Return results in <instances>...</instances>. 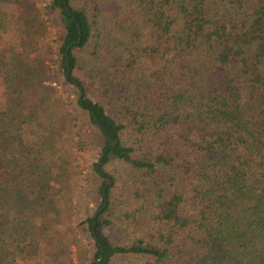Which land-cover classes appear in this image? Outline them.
<instances>
[{
	"label": "trees",
	"instance_id": "1",
	"mask_svg": "<svg viewBox=\"0 0 264 264\" xmlns=\"http://www.w3.org/2000/svg\"><path fill=\"white\" fill-rule=\"evenodd\" d=\"M55 75L104 140L88 264H264V0H0V264H75Z\"/></svg>",
	"mask_w": 264,
	"mask_h": 264
},
{
	"label": "rangeland",
	"instance_id": "2",
	"mask_svg": "<svg viewBox=\"0 0 264 264\" xmlns=\"http://www.w3.org/2000/svg\"><path fill=\"white\" fill-rule=\"evenodd\" d=\"M33 1L36 2L39 8L44 9L51 0ZM53 20H47L46 38L43 40L44 44L40 49L43 59L51 58L50 46H57L55 41L58 40L60 35L59 28L52 24ZM51 77L54 80L46 82L51 89H54L61 96L60 105H64L61 106L59 111L61 116L68 114L72 117L71 111H73V115L75 113L76 121L79 125L76 130L79 132L77 133L78 136L71 141L65 140L61 146L62 155L69 157L74 165L76 175L71 182L75 185L76 194L74 199H67L60 203L62 207L60 208V224L58 227H61V230H59L57 237L61 238L64 236L72 251L71 257H73L75 264H88L89 260L86 254H90L88 250L90 244L87 238L82 236L79 224L82 219L94 212L98 203L96 189L101 183L94 176L93 165L97 162L102 151L104 140H102L98 127L91 122L89 115L76 107L77 95L75 89L71 85L66 84L62 78L59 79L56 75ZM107 169L112 173L118 171V175L123 178H128L131 175V172L125 166L117 162L110 163ZM139 261L141 262L140 259Z\"/></svg>",
	"mask_w": 264,
	"mask_h": 264
}]
</instances>
